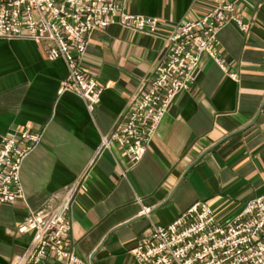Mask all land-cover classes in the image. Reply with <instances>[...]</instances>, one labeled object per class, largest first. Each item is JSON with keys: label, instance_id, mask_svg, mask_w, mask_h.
I'll use <instances>...</instances> for the list:
<instances>
[{"label": "crops", "instance_id": "crops-1", "mask_svg": "<svg viewBox=\"0 0 264 264\" xmlns=\"http://www.w3.org/2000/svg\"><path fill=\"white\" fill-rule=\"evenodd\" d=\"M212 0H126L130 14L158 18L159 36L119 24L95 30L83 62L105 90L90 112L77 93L61 91L68 68L49 60L43 44L0 38V144L32 127L43 133L21 169L25 198L0 203V264L27 249L19 225L33 211L75 193L69 216L76 254L89 264H138L137 241L167 226L196 202L208 203L221 223L264 195V0H241L250 29L229 23L219 32L225 68L205 54L194 83L163 117L143 158L103 138L164 60V37L201 17ZM235 75V77L232 76ZM150 208L148 215L141 214ZM44 264H64L49 256Z\"/></svg>", "mask_w": 264, "mask_h": 264}, {"label": "built area", "instance_id": "built-area-1", "mask_svg": "<svg viewBox=\"0 0 264 264\" xmlns=\"http://www.w3.org/2000/svg\"><path fill=\"white\" fill-rule=\"evenodd\" d=\"M125 1L0 0V38L32 40L45 46L49 60L63 59L68 72L61 91L79 94L93 112L105 87L83 68L90 35L113 24L142 34H160L158 18L128 13ZM212 1L201 17L182 22L164 37V60L132 98L112 133L103 138V148L117 144L137 164L175 98L192 87L201 57L207 54L225 68L219 32L229 23L246 32L250 23L239 12L241 0ZM42 138L43 133L32 127L2 138L0 203L25 198L22 165ZM74 193L70 189L60 205L33 211L19 225L20 233L32 237L11 264H44L49 256L64 264H89L76 254L72 240L69 210ZM149 213L146 207L141 212ZM132 254L138 264H264V195L248 201L226 223L217 219L208 203L196 202L167 226H152Z\"/></svg>", "mask_w": 264, "mask_h": 264}]
</instances>
